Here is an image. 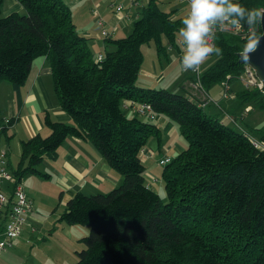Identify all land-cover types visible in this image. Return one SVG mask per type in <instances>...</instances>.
Listing matches in <instances>:
<instances>
[{
  "label": "trees",
  "instance_id": "trees-1",
  "mask_svg": "<svg viewBox=\"0 0 264 264\" xmlns=\"http://www.w3.org/2000/svg\"><path fill=\"white\" fill-rule=\"evenodd\" d=\"M17 1L25 14L3 17L0 0V83L24 85L33 61L47 57L59 106L73 123L55 121L47 113L49 135L23 141L19 161L9 172L16 183L27 176L47 178L38 170L44 159L66 139L78 138L90 142L123 177L122 185L106 194L78 192L66 204L61 222L90 227L75 264H264V152L243 132L207 114L201 101L138 86L145 44L153 42L158 57L167 49L183 55L177 38L183 19L162 10L159 0H138L139 17L131 32L102 37L113 50L97 61L63 0ZM238 2L264 10V0ZM240 24L261 35L260 23ZM248 38L216 35L221 55L201 73L203 89L238 81L244 65L237 54L245 51ZM235 97L243 108H264L257 89ZM125 100L169 118L187 143L162 169L165 204L146 183L140 154L149 137L159 139L160 132L152 122L127 118L121 110ZM259 134L264 141V131Z\"/></svg>",
  "mask_w": 264,
  "mask_h": 264
},
{
  "label": "crops",
  "instance_id": "crops-1",
  "mask_svg": "<svg viewBox=\"0 0 264 264\" xmlns=\"http://www.w3.org/2000/svg\"><path fill=\"white\" fill-rule=\"evenodd\" d=\"M63 1L70 8L77 31L88 39V46L95 59L98 55L103 56L105 52L113 50V47L105 43L100 36L101 28L96 24L97 17L103 19L105 28L113 38L127 36L132 30L134 21L139 17L140 6L131 7L127 0ZM115 1L123 4L124 10L121 13H117L111 7L112 3L116 4ZM140 1L144 2V0ZM159 1L162 10L172 12L176 18L183 20L186 18L188 8L178 4L177 0ZM93 12H96L97 16H94ZM12 13L23 15L25 9L17 0H3L1 16ZM131 20L133 23L130 22ZM181 57L179 56L180 60L178 59L180 66L182 65ZM204 67L201 68V72L208 68V66ZM153 72L152 69L149 71L142 65L138 86L178 91L197 101L202 100L201 92L193 86L194 79L183 69L182 72L188 74L185 81L175 78L174 75L171 79V75L168 85L164 83V75L162 73L159 75L155 67ZM156 74L158 78H155ZM230 88L232 97L227 100H223L222 93L220 94L222 84L204 90L210 98L218 101V107L221 109L207 105L204 108L205 112H210L209 115L217 116L221 123L230 125V127L234 126L240 132L245 131L250 135H252L251 132H255L256 138H259V132L264 131V108L259 109L253 105H246L252 110L241 116L244 108L239 105L238 98L235 96L243 91L244 87L240 82L235 81L230 83ZM130 102L131 100H125L121 103L123 114L127 118L139 117L144 121L152 122L160 132L159 139L154 137L155 142L148 140L149 144L147 143L148 145L143 149L145 161L142 158L141 160L145 166L146 183L161 198L164 188L161 179L162 170H158L161 167L158 161L165 156L173 159L187 147V143L180 135L177 126L169 118L157 114L153 120L141 117L135 108L130 106ZM255 109L259 111L256 112ZM47 113L55 121L73 123L71 117L59 106L54 92L49 60L47 57H41L33 61L24 85L15 87L8 82L0 83V118H8L11 123L7 129V135L2 134L0 138V144L8 150L9 168L16 167L23 141L34 136L49 135L50 131L44 125V117ZM232 117L235 123L231 121ZM153 148L161 152L162 156L156 157ZM38 170L41 174L47 175V178L27 176L23 179L24 183L21 184L27 198L32 202V210L26 214L20 237L13 240L11 248L0 254V264H75L78 260V253L86 249L81 239L89 234V228L59 220L66 204L78 192L85 195L106 194L123 183V177L106 163L96 148L90 142L78 138L66 139L52 156L44 159ZM34 184L43 186L47 184L53 189L51 193L48 189L49 194L44 197V200L48 202L45 209L41 210L38 206V195ZM56 194L57 199H55ZM53 205L55 210L52 209ZM59 230L63 232V235L52 237Z\"/></svg>",
  "mask_w": 264,
  "mask_h": 264
},
{
  "label": "built area",
  "instance_id": "built-area-1",
  "mask_svg": "<svg viewBox=\"0 0 264 264\" xmlns=\"http://www.w3.org/2000/svg\"><path fill=\"white\" fill-rule=\"evenodd\" d=\"M180 1L184 2L187 5L189 14L190 0ZM128 2L132 7L139 6L138 0H128ZM111 7H113L117 13H121L124 10V6L122 3L117 5L112 3ZM93 15L97 16V13L93 12ZM126 17L128 16L126 15ZM96 24L101 28V37L107 38L111 36V33L105 28L104 21L101 17L96 18ZM251 32V28H244L240 23L233 25L231 21H229L222 25H218L213 30V39L210 41V43H213L215 45L214 40L218 33L246 37ZM180 50L182 53L184 52L183 42L180 44ZM96 59L97 61H101L103 59V56L98 55ZM183 71L189 73L192 77H194L193 86L197 90H199L202 95L200 105L203 108H205L207 105L213 104H216L218 106V102L212 100L205 93V89H203L201 85V69H198L197 71H186L183 69ZM237 80L243 85L244 90L257 89L264 97V89L255 76L254 71L248 65H244L243 72L237 77ZM231 97L230 84L228 82H224L222 84V99L227 100ZM130 104V106L135 108V111L139 116L146 117L149 120H153L155 118L154 113L148 105L137 103L133 100H131ZM251 110L252 108L250 106L244 107L241 112V116H244ZM231 121L235 123V119L233 117L231 118ZM10 125V119L5 117L0 118V138L3 130L10 127ZM243 133L248 141L254 146V148L264 152V141L253 137L245 131H243ZM7 154V148L0 144V254L5 250L11 248L13 240L20 237L22 227L26 221V214H28L32 210V202L27 198L22 184L16 183L13 175L8 170ZM140 154L142 157H144L143 150ZM171 160V158L165 156L158 161V165L164 167L168 165Z\"/></svg>",
  "mask_w": 264,
  "mask_h": 264
},
{
  "label": "clouds",
  "instance_id": "clouds-1",
  "mask_svg": "<svg viewBox=\"0 0 264 264\" xmlns=\"http://www.w3.org/2000/svg\"><path fill=\"white\" fill-rule=\"evenodd\" d=\"M229 21L233 25L244 22L251 27L264 23V12L246 9L238 0H190V11L179 33L184 44L181 57L184 70L197 71L213 54L221 55V49L210 41L213 30ZM262 38L255 31L251 32L245 52L250 53L257 48Z\"/></svg>",
  "mask_w": 264,
  "mask_h": 264
},
{
  "label": "rangeland",
  "instance_id": "rangeland-1",
  "mask_svg": "<svg viewBox=\"0 0 264 264\" xmlns=\"http://www.w3.org/2000/svg\"><path fill=\"white\" fill-rule=\"evenodd\" d=\"M177 1L179 2L178 4H181L184 7H187V5L184 2H181L180 0H177ZM115 3H116V5L120 4L117 1H115ZM187 15H188V13H186V17H187ZM130 22L133 23V20H131ZM179 33H180V31H179ZM179 33H178V37L177 38H179L180 44H181L183 42V40H182V38H181ZM163 43L166 44L165 41H163ZM142 52H143V55H144L143 56L144 68L148 69L149 71L152 69V73H154L153 69L155 67V70L157 69V73L159 75L161 73L164 75V77H165V82L164 83L165 84L168 85V83H169L168 81L173 79V75H174L175 78H178V79L180 78L182 81H185V77L188 76V74H185V73L182 72V65L180 66V61H179L180 60L179 59V52H177L175 49H167V55L166 56L161 55L160 57H158L153 42H150L148 44H145L142 47ZM217 58H218V56L213 54L211 57H209V59L205 62V64L201 66V68H203V66H205V67L208 66L209 67L210 65H212L216 61ZM171 75H172V78L170 79ZM155 78H158L157 74H156ZM170 86H171V84H170ZM221 93H222V91L220 92V94ZM211 99L215 101L214 98L211 97ZM216 102H218V101H216ZM211 106H212L211 108H216V109L221 110L216 104H213ZM254 111L258 112L259 110L255 109ZM207 113L209 114L210 112L207 111ZM234 128L236 130H238V128H236V127H234ZM251 133H252L253 137H255V138L257 137V134L255 132H251ZM149 141L155 142L154 137L153 136L149 137ZM149 141H148V144H149ZM1 142H2V140H1ZM156 152H157L156 148H153V153L155 154L156 157L162 156L161 152H157V153ZM141 158H142L143 161H145V157L141 156ZM162 168L163 167L161 166L160 168H158V170L161 171ZM31 178H34V177H31ZM22 182L24 183V180ZM34 186L36 187V193L38 195L37 197H38V201H39L38 202L39 208L41 210L47 208L48 202L46 200H44V197H45V195L49 194L48 193L49 192L48 189L50 190V193L53 192V189L51 187H48L47 184H44V186L40 185V184L39 185L38 184H34ZM158 186L160 187V184H158ZM162 193H163V195L161 197V200L165 204L167 201H166V198H165L164 189H163ZM57 197L58 196L56 194L55 199H57ZM52 209L55 210L54 205L52 206ZM86 227L89 228V233H90V227H88V226H86ZM57 235H63V232L59 230V232H56L55 234H53L52 237H56ZM82 244H84V243H82Z\"/></svg>",
  "mask_w": 264,
  "mask_h": 264
},
{
  "label": "water",
  "instance_id": "water-1",
  "mask_svg": "<svg viewBox=\"0 0 264 264\" xmlns=\"http://www.w3.org/2000/svg\"><path fill=\"white\" fill-rule=\"evenodd\" d=\"M260 28L261 35L259 37H264V23H260ZM237 58L240 65H248L252 68L264 89V38H262L260 44L252 52H240L237 54Z\"/></svg>",
  "mask_w": 264,
  "mask_h": 264
}]
</instances>
